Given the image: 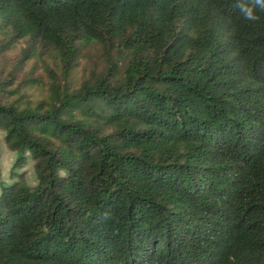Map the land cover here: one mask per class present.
<instances>
[{"label":"trees","instance_id":"16d2710c","mask_svg":"<svg viewBox=\"0 0 264 264\" xmlns=\"http://www.w3.org/2000/svg\"><path fill=\"white\" fill-rule=\"evenodd\" d=\"M19 43L0 264H264V0H0Z\"/></svg>","mask_w":264,"mask_h":264},{"label":"rangeland","instance_id":"374dc122","mask_svg":"<svg viewBox=\"0 0 264 264\" xmlns=\"http://www.w3.org/2000/svg\"><path fill=\"white\" fill-rule=\"evenodd\" d=\"M21 44H17L11 49L5 50L4 52L0 53V76H4L8 69H12L15 73V76L22 77L24 74H30V76H35L38 73H41V75H44V71L41 67V61H35L31 58H27L23 60V63L21 64V67H16L14 63L15 56L17 55L19 46ZM92 64H98L97 61V50L92 48H87L85 51V54L80 59L78 66L73 71V75L75 78H79L81 73L85 70V67H88ZM14 84V83H12ZM12 86V85H11ZM28 91L32 92L31 89H28ZM13 156L12 152H8L5 149H1V157H0V179L5 178L6 171L9 165V162L11 161ZM27 175H28V181H33V175L31 173V168L28 165L27 166Z\"/></svg>","mask_w":264,"mask_h":264},{"label":"clouds","instance_id":"9594fccd","mask_svg":"<svg viewBox=\"0 0 264 264\" xmlns=\"http://www.w3.org/2000/svg\"><path fill=\"white\" fill-rule=\"evenodd\" d=\"M242 11H243L244 16H245L246 19H250V20H256V19H258V17L255 16L254 13L250 9L247 10V11H245V10L242 9Z\"/></svg>","mask_w":264,"mask_h":264}]
</instances>
